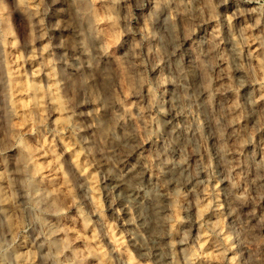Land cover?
I'll return each instance as SVG.
<instances>
[{
	"label": "clouds",
	"instance_id": "9594fccd",
	"mask_svg": "<svg viewBox=\"0 0 264 264\" xmlns=\"http://www.w3.org/2000/svg\"><path fill=\"white\" fill-rule=\"evenodd\" d=\"M0 264H264V0H0Z\"/></svg>",
	"mask_w": 264,
	"mask_h": 264
}]
</instances>
